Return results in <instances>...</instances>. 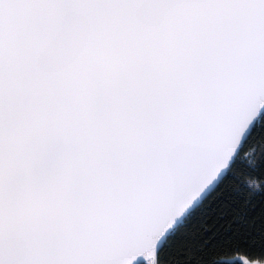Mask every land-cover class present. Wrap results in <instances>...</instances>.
<instances>
[{
  "label": "snow or ice",
  "instance_id": "obj_1",
  "mask_svg": "<svg viewBox=\"0 0 264 264\" xmlns=\"http://www.w3.org/2000/svg\"><path fill=\"white\" fill-rule=\"evenodd\" d=\"M257 135L264 0H0V264H264Z\"/></svg>",
  "mask_w": 264,
  "mask_h": 264
},
{
  "label": "trees",
  "instance_id": "obj_2",
  "mask_svg": "<svg viewBox=\"0 0 264 264\" xmlns=\"http://www.w3.org/2000/svg\"><path fill=\"white\" fill-rule=\"evenodd\" d=\"M261 146L262 142L258 135L245 146L246 154L242 153L235 168L240 182L226 181L221 192L218 193L220 198L213 204L212 213H210L212 219L208 223H215L216 229L221 233L227 232L231 218L238 211L245 212L257 223L264 217V168L253 171L249 163L256 160L253 149L258 154ZM249 198H251V204H246ZM221 216L223 219H220Z\"/></svg>",
  "mask_w": 264,
  "mask_h": 264
},
{
  "label": "rangeland",
  "instance_id": "obj_3",
  "mask_svg": "<svg viewBox=\"0 0 264 264\" xmlns=\"http://www.w3.org/2000/svg\"><path fill=\"white\" fill-rule=\"evenodd\" d=\"M142 260H144L145 264H148V261L146 258H143Z\"/></svg>",
  "mask_w": 264,
  "mask_h": 264
},
{
  "label": "water",
  "instance_id": "obj_4",
  "mask_svg": "<svg viewBox=\"0 0 264 264\" xmlns=\"http://www.w3.org/2000/svg\"><path fill=\"white\" fill-rule=\"evenodd\" d=\"M141 259H143V258H141Z\"/></svg>",
  "mask_w": 264,
  "mask_h": 264
}]
</instances>
